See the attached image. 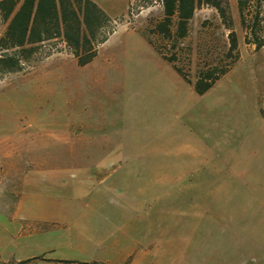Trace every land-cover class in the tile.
<instances>
[{
    "label": "rangeland",
    "instance_id": "obj_1",
    "mask_svg": "<svg viewBox=\"0 0 264 264\" xmlns=\"http://www.w3.org/2000/svg\"><path fill=\"white\" fill-rule=\"evenodd\" d=\"M242 1V19L197 5L176 41L157 3L127 0L87 64L54 41L0 74V264H52L68 227L122 224L116 203L160 218L155 264H264V0Z\"/></svg>",
    "mask_w": 264,
    "mask_h": 264
},
{
    "label": "crops",
    "instance_id": "obj_2",
    "mask_svg": "<svg viewBox=\"0 0 264 264\" xmlns=\"http://www.w3.org/2000/svg\"><path fill=\"white\" fill-rule=\"evenodd\" d=\"M151 1L157 3V5L162 8L163 16H165L163 0ZM194 1L197 2L198 0ZM201 1L203 4L207 0ZM234 1H236L235 12H238L239 0ZM24 2L25 0L15 1L13 14L20 10ZM38 2L39 0H32L29 9L31 19L35 15ZM48 3L50 8L53 5L57 12L58 19H60V23L61 14L59 0H49ZM66 4L68 11L74 13L79 20L80 40L84 34L88 36L91 33L88 30V25L83 21V18L88 17L92 21L94 20V22H92V27L94 28L92 31L93 37L89 36V42L92 48L96 50V55L99 47L115 32H110L111 30H109L112 29L110 27L114 19L124 15L127 10V0H66ZM205 4L206 6H212L207 2ZM238 15L239 13H237L236 17ZM173 17H176V12ZM102 37H105V39L102 40ZM54 41L64 43L73 54L71 47L66 44V41L57 37L44 38L41 41L43 45L42 48ZM79 54V56H83L85 52L81 51ZM33 55H31L29 59H31ZM75 57L76 63L80 65L78 62L79 57ZM95 206L96 207H87L85 209L91 210L101 207L100 204ZM113 206L123 211L121 213V220L123 221H120L122 224L117 225L115 230L105 233L94 232L93 234L85 229L87 225L86 227L84 226V229L76 226L75 232H72L71 228L68 227V233L71 234V236H65L63 239L59 240V244L50 246L47 251H49L51 255L46 256V259H50L52 264H155L156 261L154 259L156 256L159 257L161 252H163V248L161 249L160 247L161 243H164V233L161 234L162 224L160 218L158 217L156 221H151L148 218L150 214H146L142 216L140 221H135L136 214L134 216L127 212L128 209H130L128 205L116 203L113 204ZM139 209H142V206L135 205V208L131 209V211H139ZM148 209H150V207H148ZM139 222L143 224L142 228L138 226L140 225ZM157 264H160L159 260Z\"/></svg>",
    "mask_w": 264,
    "mask_h": 264
},
{
    "label": "trees",
    "instance_id": "obj_3",
    "mask_svg": "<svg viewBox=\"0 0 264 264\" xmlns=\"http://www.w3.org/2000/svg\"><path fill=\"white\" fill-rule=\"evenodd\" d=\"M15 1L0 0V24L3 23L4 25V29L0 34V74L21 69L24 62L28 61L31 55L39 53L43 46L41 41L49 37L64 39L66 44L71 47L73 54L79 57L78 62L80 65L90 62L96 55V50L92 48L89 42V36L93 37L92 31L94 28L92 27V22L94 20L92 21L88 17L83 18L91 33L88 36L84 34L80 40L79 20L74 13L68 11L66 0H59L60 23L53 5L50 8L49 0L47 2L46 0H39L32 19L30 18L29 11L32 0H25L20 10L13 14ZM206 2L214 6L223 18L226 17V11L221 6V0H207ZM200 4H202L201 0L197 2L194 0H163L165 16L162 21L155 25L156 32L165 37L174 38L176 41L184 37L187 33V21L192 17L195 6ZM238 4L242 19V9L245 2L239 0ZM258 4L260 7L261 3L259 2ZM175 12L176 28L172 31L170 25L172 24ZM261 20L262 17L256 12L250 26L253 35H256V30ZM155 30L153 29V32ZM102 38V40L105 39V37ZM231 41V48H234L235 40L232 38ZM253 43L259 49L264 45V38L256 39ZM155 49L159 52L158 48L155 47ZM81 51L85 52L83 56H79ZM167 60L171 62L172 58H168ZM174 69L177 73L181 74V70L178 67L174 66ZM211 74V71L201 72V76L194 84H192L191 80L184 79L194 86L196 92L203 93L218 78Z\"/></svg>",
    "mask_w": 264,
    "mask_h": 264
}]
</instances>
